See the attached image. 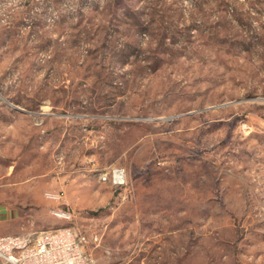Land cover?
<instances>
[{
	"label": "rangeland",
	"instance_id": "374dc122",
	"mask_svg": "<svg viewBox=\"0 0 264 264\" xmlns=\"http://www.w3.org/2000/svg\"><path fill=\"white\" fill-rule=\"evenodd\" d=\"M57 208L97 264H264V0H0V236Z\"/></svg>",
	"mask_w": 264,
	"mask_h": 264
},
{
	"label": "built area",
	"instance_id": "2783aa9c",
	"mask_svg": "<svg viewBox=\"0 0 264 264\" xmlns=\"http://www.w3.org/2000/svg\"><path fill=\"white\" fill-rule=\"evenodd\" d=\"M99 179L116 188L127 185L124 168L114 167L102 172ZM48 198L59 200L63 195L47 193ZM126 199L127 194L120 192ZM53 214L67 225L55 229H43L31 233L5 234L0 236V264H97L90 245L99 246L102 234L93 231L87 234L76 221L77 214L71 209L57 208Z\"/></svg>",
	"mask_w": 264,
	"mask_h": 264
},
{
	"label": "bare ground",
	"instance_id": "6f19581e",
	"mask_svg": "<svg viewBox=\"0 0 264 264\" xmlns=\"http://www.w3.org/2000/svg\"><path fill=\"white\" fill-rule=\"evenodd\" d=\"M49 229H55V228H49ZM4 264H13V263H4Z\"/></svg>",
	"mask_w": 264,
	"mask_h": 264
}]
</instances>
